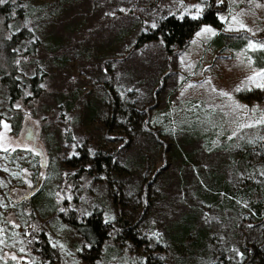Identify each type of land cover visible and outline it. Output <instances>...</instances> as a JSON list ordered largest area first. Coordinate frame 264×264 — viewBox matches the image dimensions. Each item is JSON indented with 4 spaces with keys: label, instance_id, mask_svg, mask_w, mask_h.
<instances>
[{
    "label": "rangeland",
    "instance_id": "374dc122",
    "mask_svg": "<svg viewBox=\"0 0 264 264\" xmlns=\"http://www.w3.org/2000/svg\"><path fill=\"white\" fill-rule=\"evenodd\" d=\"M21 1L26 9L23 23L39 40L35 55L21 57V78L27 83L38 74L43 83L38 96L27 87L20 102L10 103L8 89L0 82V264H33L36 257L28 249L27 234L35 232L47 235L61 255L60 264H83L78 257L82 239L57 217L63 205L77 208L82 216L90 215L95 209L103 210L106 219L116 228L118 222L130 227L145 207L139 191L144 196L147 192V202H150L139 223L138 229L142 232L139 236L165 242L164 238L175 225L195 216L198 228L209 236L208 245L216 249L215 254L223 255L228 264H243V247L247 242L248 245L264 243V232L252 228L246 217L240 223L244 212L235 215L227 206L204 205L195 181L196 176L200 178L212 171L224 173L237 187L252 182L237 160V149H231L232 154L207 152L201 142H192L188 146L191 164L199 168L179 166L147 186L153 177L150 171L163 165L155 161L147 173L122 179L125 185L115 199L119 189L114 183H102L69 169L63 163L62 150L70 155V147L73 152L85 138L99 144L100 135H105L112 141L108 146L110 154L118 151L116 159L121 160L120 133H107L97 123L92 131L86 120L88 104H95L106 119L104 101L114 93L120 98L140 99L144 106H156L157 114H163L169 102L172 107L169 113L173 116L175 106H179L182 115L186 108L181 104L203 103L207 111L218 112L225 119L226 140L220 139L216 146L225 143L229 148V145L264 139V87L257 86L264 80L259 77L256 82L249 80L264 71V47H261L264 45V1ZM210 4L219 10V19L224 24L222 31L203 25L179 55H169L160 43H150L140 50L133 48L137 35L155 26L157 21L187 12L198 17ZM206 28L211 31L205 32ZM220 33L230 36L223 49L214 47ZM234 42L241 48H230ZM254 90L260 101H243L239 97ZM70 101H73L71 105ZM19 124L23 125L20 133ZM29 125L35 132L31 142L25 140L24 127ZM231 139L235 140L234 144L228 143ZM134 145V150L124 158L145 154L156 159L153 141L139 139ZM19 148L35 152L38 162L27 153L11 158L8 152ZM22 162L31 170L30 175H24ZM120 184L121 181L116 185ZM257 184L260 183L254 182V189ZM38 185L43 188L41 196L26 200ZM22 201L25 203L19 205ZM116 235H111L99 264H145L141 252H135L126 237L119 245ZM247 239L250 241L246 242ZM166 249V264L205 262L198 252L186 256L185 251L173 250L169 245Z\"/></svg>",
    "mask_w": 264,
    "mask_h": 264
},
{
    "label": "trees",
    "instance_id": "16d2710c",
    "mask_svg": "<svg viewBox=\"0 0 264 264\" xmlns=\"http://www.w3.org/2000/svg\"><path fill=\"white\" fill-rule=\"evenodd\" d=\"M212 5L207 6L203 13L195 18L187 12L170 15L157 21L155 26L141 31L137 35L133 48L140 50L150 43H160L169 55L181 54L203 25H210L220 31L224 28V24L218 16L219 10ZM25 18L26 9L21 0H4L3 3H0V82L8 89L10 103L20 102L27 87L32 94L38 96L43 83L42 77L38 74L27 83L21 78V57L35 55L39 47V40L35 37L33 30L23 23ZM229 37L225 33H220L214 41V47L223 49ZM229 46L230 48L234 46L236 49L241 48L237 42L231 43ZM112 95L108 97L109 100L104 101L107 106L106 119L102 118V110L95 104L87 105L89 107L86 119L87 127L93 131V126L97 123L107 133L116 131L120 133L121 160L123 159V162L116 159L118 151L110 154L111 150L108 149V146L112 144V141L105 138V135H100L99 144L94 143L91 138H85L73 152L70 147V155L67 150L63 149V163L66 167L78 174H88L96 181L114 183L116 189H119L114 194L115 199L123 190L128 175L133 179L137 175L147 173L155 161L163 163V165L150 171L153 172V177L149 183H146L147 186L162 178L167 171L177 169L179 166L191 169L199 168L191 164L192 155L188 152V146L192 142H201L207 152L215 150V153L227 151L232 154L231 149H237L239 151L237 160L253 179L252 182L244 184L243 187H237L228 181L224 173L207 171L200 178L195 177L196 189L201 195L204 205L208 207L227 206L235 215H242L244 212V218H241L239 222L242 223L246 217L247 221L252 224V228L257 227L264 232V181H262L264 177V139L243 142L240 145H229V148L225 146V143L222 146H216V142L220 139H223L221 140L223 142L226 140L225 119L221 118L218 112L207 111L203 103L193 101L181 104L186 108L182 115H180L179 106H175L176 115L173 116L169 113L172 109L169 102L163 108L164 113L157 114L156 106H144L140 99L120 98L117 93ZM239 95L243 101L261 100L255 90ZM71 103L73 101H70V105ZM22 126V124L18 125L19 133L23 130ZM139 139L153 141L156 150L155 160L145 154L124 158ZM228 143L234 144L235 140L231 139ZM123 152L125 153L122 154ZM8 153L11 158H15L20 153H27L28 156H33L34 162L39 160L35 152L32 153L24 148L11 149ZM24 163H21L22 171L24 175L27 173L30 175L31 170ZM198 173L200 172L195 171V174ZM112 175L113 177H109ZM120 181L122 184L116 185ZM254 182L260 183L257 184V189H254ZM42 191L43 188L36 192L32 198L41 196ZM138 196L139 198L143 196L145 207L137 222L130 227H127L129 225H119L118 222L116 228L114 223L106 219L103 210L95 209L90 215L82 216L77 208H69L67 203L63 205V210L57 213V217L82 239L83 246L78 251V257L83 264H99L104 255L106 244L114 233L117 234L116 242L119 245L123 243L121 239L126 237L135 252H141L145 264H166L164 260L165 254L168 253L166 245H169L173 250L185 251L186 256L198 252L204 258V264H228L223 255L215 254L216 249L210 248L208 245L209 236L198 228L199 224L195 216H189L185 221L175 225L169 235L164 238L165 242L162 240L153 242L146 235L139 236V233H142L138 229L139 223L150 207V202H147L149 200L147 192L144 196V192L139 191ZM121 198L123 197L121 196ZM9 199L11 202L13 201L11 195ZM202 209L200 208L199 212H202ZM27 238L28 249L36 257L33 264L61 263L60 253L51 245L45 233H29ZM247 241L250 240L247 239ZM243 251V264H264V243L255 242L248 245L247 242Z\"/></svg>",
    "mask_w": 264,
    "mask_h": 264
},
{
    "label": "water",
    "instance_id": "95a60500",
    "mask_svg": "<svg viewBox=\"0 0 264 264\" xmlns=\"http://www.w3.org/2000/svg\"><path fill=\"white\" fill-rule=\"evenodd\" d=\"M24 128L27 131L25 140L27 142L33 141L35 139V132L33 127L29 125V126H25ZM40 188H41L40 185H38V187L26 198V200H30L34 196V194L40 190Z\"/></svg>",
    "mask_w": 264,
    "mask_h": 264
},
{
    "label": "snow or ice",
    "instance_id": "6c2138e0",
    "mask_svg": "<svg viewBox=\"0 0 264 264\" xmlns=\"http://www.w3.org/2000/svg\"><path fill=\"white\" fill-rule=\"evenodd\" d=\"M3 2H4V0H0V3H3ZM196 7H197V11L199 12V6L197 5ZM204 31L205 32H209V31H211V29H207L206 28ZM261 47H264V45H261ZM257 77H259L261 80H264V71L256 73V76L249 77V80H252L253 82H256V78ZM257 86L258 87H264V83H259V84H257ZM237 90H239V89H237ZM222 95H227V93H222ZM5 127L7 128V125H5ZM13 259H15V257H13Z\"/></svg>",
    "mask_w": 264,
    "mask_h": 264
}]
</instances>
